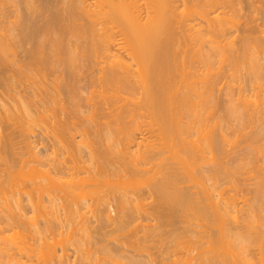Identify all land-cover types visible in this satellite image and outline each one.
<instances>
[{"label":"bare ground","instance_id":"6f19581e","mask_svg":"<svg viewBox=\"0 0 264 264\" xmlns=\"http://www.w3.org/2000/svg\"><path fill=\"white\" fill-rule=\"evenodd\" d=\"M62 2L59 8L56 0L25 1L26 16L21 11L12 22L0 13V264H69L68 247L57 255L47 240L64 230L96 247L81 254L86 261L95 259V250L109 259L121 254L130 264H156L146 245L157 236L153 219L160 237L177 244L160 251V264H264V0ZM228 73L223 104L216 92ZM208 110L221 117H212L211 127L204 122L207 128ZM106 117L111 124L104 125ZM35 131L46 135L35 142L44 153L34 150ZM137 132L144 134L139 142ZM234 138H246L248 146L228 163L221 157ZM136 143L141 149L131 151ZM201 164L209 168L213 192L199 193L208 188L200 186L203 179H196L198 189L191 183ZM249 164L258 168L252 177ZM246 166L251 173L242 172ZM122 173L124 195L118 190ZM143 175L150 176L140 178L144 183ZM244 176L255 188L252 204L243 208L251 217L241 223L234 217L240 199L222 187L240 185ZM137 179L146 185L143 194ZM109 200L116 204L114 219ZM25 203L38 221L28 220ZM143 216L150 225H134ZM131 225L144 232L135 252L123 250L124 242L113 247L116 236L108 243L109 231L127 233ZM10 231L16 238H5ZM193 232L199 238L186 253L196 254L184 260L179 238H196ZM233 233L245 243L237 245Z\"/></svg>","mask_w":264,"mask_h":264},{"label":"rangeland","instance_id":"374dc122","mask_svg":"<svg viewBox=\"0 0 264 264\" xmlns=\"http://www.w3.org/2000/svg\"><path fill=\"white\" fill-rule=\"evenodd\" d=\"M25 1L28 2V0H0V13H5L6 15H8V17H9L8 19H9V20L11 19L10 21L12 22V21H14L16 15L20 14L19 12H21V11H25V10H26V9L24 10V8H25L24 6H25V5H28V4L25 3ZM29 1H31V0H29ZM53 1H55V0H53ZM56 1H57L58 4H59L58 7H59V8H62V6L64 5V4L62 5V3H63L62 0H56ZM60 1L62 2L61 4H60ZM87 1H89V2L91 3V2H93L94 0H87ZM40 4L43 5V3H41V2H40ZM38 5H39V4H38ZM42 5H41V6H42ZM259 5H260V4H259ZM262 5H264V4L262 3ZM4 10H5L7 13H6V12H3ZM245 12H246V11H245ZM245 12H244V14H245ZM247 12H248L249 15H247ZM247 12H246V15L249 17L251 13H250L249 11H247ZM23 13H24V14H22V15L26 16L25 14L27 13V11H25V12H23ZM45 14H46V16H47V13H45ZM50 14H51V12L48 13V15H50ZM22 15H21V16H22ZM246 15H244V16H246ZM44 16H45V15H44ZM247 16H246V17H243V18L245 19V18H247ZM251 16H254V15L252 14ZM10 17H11V18H10ZM250 18H251V17H250ZM42 19H43V18H42ZM247 19H248V18H247ZM247 21H249V20H247ZM251 21H252V20H250V22H251ZM263 21H264V20H262V21L260 20V21H259L260 23L258 22V23L260 24V27H261ZM40 24H41V23H40ZM256 24H257V23H256ZM259 24H258V25H259ZM263 24H264V23H263ZM260 27H259V28H260ZM262 27H264V25H262ZM237 31H238V30H237ZM237 31H236V32H237ZM236 32H235V33H236ZM235 33H234V34H235ZM239 33H240V35H241V34H242V31H241V32L239 31ZM236 35H237V33H236ZM240 35H239V36H240ZM242 35H243V34H242ZM242 35H241V36H242ZM237 37H238V35H237ZM263 37H264V36H263ZM240 38H241V37H240ZM240 38L238 37V38H237V41H238V39L240 40ZM238 43H239V41H238ZM28 47H29V46H28ZM226 74H227V73H226ZM243 74H245V72H244ZM226 76L229 78V73H228V75H226ZM227 77H224V80H221V82H223V83H221V84H223V86L221 85V90H222V91H218V93L216 92V94H218V97H217V98L219 99V95H220V98H221L220 102L223 101V102H222L223 104L225 103L226 98H227V97L225 96L223 90H225V87H227V85L229 84V82H231L230 78L228 79ZM226 81H227L228 83H227ZM224 84H225V85H224ZM238 84H239V83H238ZM223 87H224V88H223ZM227 90H228V88H227ZM227 92H228V91H227ZM230 92L232 93V91H230ZM235 92H236V90H235ZM235 92H234V93H235ZM219 93L224 94V97H225V98L222 97L223 95H221V94H219ZM225 93H226V91H225ZM236 94L238 95L237 92L235 93V95H236ZM245 94H246V95H247V94L250 95L249 91H246ZM237 95H236V98H237ZM86 96H88V94H87ZM97 97H99V94L96 95V98H97ZM222 103H220V104L222 105ZM199 109H200V108H199ZM214 109H215V108H214ZM201 110H202V107H201ZM217 110H218V109H217ZM217 110H216V111H217ZM216 111H214L213 114H215ZM217 112H218V113H217L218 115L215 114V116H214V115H213V116H209V110H208V112H207L208 114L206 113V114H207V119H206V121L204 120L202 123H204V122H205V123H208V124H210V125H209L210 127H211V126H214L215 123H213V119H211V118L213 117V118H214V122H215V121H216V119H215L216 116H217V119H218V117H221V116L219 115V114H221V112H220V111H217ZM210 113H211V111H210ZM206 114H204V115H206ZM86 115H87V114H86ZM86 115H85V116H86ZM87 116H90V114H88ZM108 116H109V115H107V117H108ZM107 117L105 118L106 121H104V122H105L104 125H106V124L108 123V121H109L110 124L112 123V122H110L111 120H113L112 117H109V118H107ZM205 117H206V116H205ZM208 117H209V119H208ZM202 118H203V117H202ZM210 119H211V120H210ZM103 120H104V119H103ZM140 120H141V119H140ZM207 120H208V122H207ZM141 121H142V120H141ZM145 121L147 122V121H149V120L146 119V118L143 119V122H144V125H143V126H145V125L147 126V123L145 124ZM106 122H107V123H106ZM205 123L203 124V127H206V126H207V128H208V124L206 125ZM146 126H145V127H146ZM145 127H144V128H145ZM141 129H142V127H141ZM146 129H147V127H146ZM146 129H143V131L146 130ZM143 131H142V132H143ZM35 132H36V133H34V136H33L32 139H31V141H33V143H35L36 141H41L40 139H42V137L45 138V136H46V135H45V136L42 135L43 133L40 132V131H35ZM138 132H139V131H138ZM138 132H137L138 135L136 136V137H137V140H136V141L139 142V141L141 140V139H139V138H142V137L144 136L145 132H143L144 134H143L142 132H140V134H139ZM148 132H149V131H148ZM142 134H143V135H142ZM147 134H148V136H151V135H149V133L146 132V137H147V139L150 140V139H153V138H154L153 136H152V138L148 137ZM152 135H153V134H152ZM140 136H142V137H140ZM249 136H250V135H249ZM249 136H248V137H249ZM251 136H252V135H251ZM154 139H156V137H155ZM243 139H244V138H243ZM243 139H241V138H240V139L234 138L233 145H232L233 147H232V146H229V147H228V149H229V153H228V154L225 153L226 156H230L231 154L236 155V153L238 152V149H239V151H241V152H242L243 150L245 151L246 145L248 146V144L245 142V141H246V138L244 139V141H243ZM202 140H203V139H202ZM202 140H201V141H198V143H197V144H199V145H200V143L202 144V145H200V147L203 146V141H202ZM151 141H155V140H151ZM242 141H243V142H242ZM234 142H235V143H234ZM37 143H38V142H37ZM146 143H147V142H146ZM236 143H237V144H236ZM245 143H246V144H245ZM39 144H40V143H39ZM204 144H205V141H204ZM231 144H232V143H231ZM33 145H34L33 147H34V150L36 151V153H38V154L44 153L45 146H43V147H42V145H39V146H38V144H36V143L33 144ZM234 145H236V146L238 145V146L236 147V146H234ZM37 146H38V147H37ZM135 146H136V147L138 146L137 143L131 148V151H135V152H137L138 149H141V148H140L141 146H140V147H137V148H136ZM134 147H135V148H134ZM143 147H145V146L143 145ZM143 147H142V148H143ZM238 147H239V148H238ZM35 148H36V149H35ZM202 149H203V147H202ZM204 149H205L206 151H209V150H207V146H204ZM228 149H227V150H228ZM230 149H232V151H231ZM35 151H34V152H35ZM206 151H205V152H206ZM233 151H235V152L233 153ZM231 152H232V153H231ZM208 153H209V152L206 153V156H208V155L210 154V153H209V154H208ZM230 153H231V154H230ZM207 154H208V155H207ZM225 154H224V156H222V157H221L220 155H218V157L220 156L221 158H226L228 163H229V162L232 163L231 160H233V159H237V158H238L237 155L234 156V157H236V158H233V155H231V156H230L231 158L228 157L229 160H230V161H229L228 158L225 157ZM222 155H223V154H222ZM208 157H210V155H209ZM220 157H219V158H220ZM239 157H240V156H239ZM226 159H225V160H226ZM225 160H224V161H225ZM233 161H234V160H233ZM227 162H225V163L227 164ZM231 163H230V164H231ZM260 163H261V162H260ZM201 165H202V166H201ZM201 165H200L201 167H199L200 169H198L199 172H198V173L196 172L197 177H195V178L192 177V180L195 181V180L198 178V180L201 179V181H203V180H204V181H203V182L200 181V182L202 183L201 185L199 184L198 180H196V182H198L197 184L194 183L193 181H192L191 183H192L193 185H195V188H196V189H198L200 186L202 187L203 184H204V182H205L206 187L208 186V188L203 189V188H205V186H204L203 188L198 189V190H201V191H199V193L201 192L200 194H202L205 190H207L208 192H209V191H210V192H213V191H214V188H213V187H214V182H212V181L210 180L211 178H210L209 173H208V172H209V170H208L209 168L207 167V165H206V166H203V164H201ZM248 166H250V167L252 166L251 169H253V170L255 169V168H253V166H255V164H251V165L249 164ZM204 167H207V168H204ZM250 167H247V166H246V168H245L244 170H242V172H243V173L246 172V169H247V168L249 169ZM201 168H202V169H201ZM248 169H247V173H249V171H250V173H251L252 170L250 169V170L248 171ZM207 170H208V171H207ZM256 171H258V168H256ZM256 171H255V170H254V172L252 171L251 174H253V175H251V177L254 176V173H256V174L258 173V172H256ZM194 173H195V172H194ZM200 173H201V174H200ZM243 173H242V174H243ZM247 173H245V176L249 175L248 177L250 178V174H247ZM210 174H211V173H210ZM246 174H247V175H246ZM122 175H125V174H123V173L121 174V176H120L121 179H123V178H122V177H123ZM149 175H152V174H149ZM149 175H147V176H145V177H144V175H143V176H141V177H138V179H139V181H142V180H140V178L143 177L142 179L145 181V180H146L145 178H148ZM243 175H244V174H243ZM207 176H208L209 178H208ZM245 176H244V177H245ZM124 177H125V176H124ZM149 177H150V176H149ZM204 177H205L206 179H205ZM244 177L241 178V181H240L241 183H240V185H237L236 183H227L225 186L223 185V187H222L223 189H226L227 193H228L230 196L232 195V196H235V197H233V198L236 199V197H238V198L240 199V201L237 203L238 205H236V208L238 209V212H237V209H236V208H235L236 212L234 211V217H237V218L239 217V218H240L239 221H241V220L243 221V220H246L247 217H249V218L251 217V216L248 215V214H250V215L252 214L251 210L249 209L250 212H249L248 210H247V211H245V210H246L247 208H249V206L252 204V201H253V198H254V194H253L254 192H252L251 190L254 191V188H255V187H254V185H253V186L250 185V183H254V181H252V182L245 181L247 177H245V178H244ZM199 178H200V179H199ZM109 179H110V180H108V179H106V180H108L109 182H110L111 180H112V181L114 180L113 178H112V179L109 178ZM115 179H117V178H115ZM138 179L136 180V181H137L136 183L139 182ZM202 179H203V180H202ZM208 179H209L210 181H209ZM126 180H127L126 178H124L123 180H120V178H118V181H120V182H119V186H122V187H119V188H118L119 192L121 193L120 195H122L123 192H125V190H127V188H128V187H127V186H128V185H127V184H128V181H127V183H126ZM142 182H143V181H142ZM136 183H135V184H136ZM139 183H140V182H139ZM143 183H144V182H143ZM189 183H190V182H189ZM189 183H186L187 186L189 185ZM191 183H190V185H189V188H190L189 190L192 191V192H194L196 189L191 190V189L194 188V186H193V188H192ZM120 184H121V185H120ZM140 184H142V183H140ZM198 184H199L200 186L197 188L196 185H198ZM229 184H230V185H229ZM248 184H249L250 186H249ZM138 185H139V184H136V185H135V188H137ZM190 186H191V187H190ZM124 187H125L126 189H125ZM145 187H146V185H143V184H142L141 186L138 187V189L143 188V189H141L142 194H143V192L145 193V192L147 191V188H145ZM211 187H212V188H211ZM144 188H145V189H144ZM123 189H124V190H123ZM209 189H210V190H209ZM211 189H212V190H211ZM234 189H235V190H234ZM248 189H249V190H248ZM122 191H123V192H122ZM141 192H140V194H141ZM251 192H252V193H251ZM194 193L196 194V193H197V190H196ZM142 194H141V196H142ZM197 194H198V193H197ZM200 194H199V195H200ZM123 195H124V194H123ZM199 195H198V196H199ZM145 196H147V195H145ZM145 196H142V198H144ZM199 197L201 198V197H204V196H199ZM146 198H148L147 200L150 202L151 199L149 200V197H148V196L145 197V199H146ZM248 199L250 200V202H249ZM251 199H252V200H251ZM147 200H144V201H146V202L142 201V203H143V204H144V203H146V204L149 203ZM236 200H237V199H236ZM243 200H244V201H245V200L248 201V202L245 201V205H246L247 207L244 206V203H243L244 201H243ZM240 202H241V203H240ZM108 203L110 204V206H109V204H108V207H110V208H108V207H107V208L110 210V209L112 208L113 203H112L110 200L108 201ZM111 203H112V205H111ZM239 203H240V205H239ZM246 203H247V204H246ZM250 203H251V204H250ZM25 204H26V207H27L28 204H27V203H25ZM59 204H61V203L59 202ZM59 204H58V205H59ZM115 205H116V204L113 205V208H114V209L112 208V210H110L111 213L109 214V215L112 214L111 216L113 217V219L117 217V214L114 213V212L116 211V209H117V208L115 207ZM241 205H243V206L241 207ZM248 205H249V206H248ZM115 208H116V209H115ZM147 208H148V207H147ZM241 208H242V209H243V208H246V209H243V211H242ZM239 209H240V210H239ZM26 210H27V213H28V216H27V217L29 218L28 220H31V222H32L34 218H30V217L33 215V212H30L31 210L29 209V206L27 207ZM114 210H115V211H114ZM28 211H29V212H28ZM244 211H245L246 213H245ZM240 212H241V214H240ZM243 212H244V214H242ZM113 213H114V214H113ZM236 213H237V214H236ZM29 215H30V217H29ZM238 215H239V216H238ZM240 215L243 216V217L241 218ZM246 215H248V216H246ZM115 216H116V217H115ZM139 216H140V215H139ZM244 216H245V218H244ZM32 217H33V216H32ZM143 217L145 218V216H143ZM144 218H143V219H144ZM243 218H244V219H243ZM93 219H94V218H93ZM143 219H139L138 222L134 223V225L137 226L138 224H143V225H141V226L146 227L147 225H150V224H151L150 226H153L151 229H152V230L155 229V232H157L156 234H157L158 237L155 235L156 239H155V238H154V239H150V243H147V244H146L147 246L149 245V246H148V249H147V252L149 251V247H150V252H152L153 255H154V256L151 255V257H150V258H151V261H153V259H158L157 261L155 260V262H157L156 264H160V263H159V255H158V254L161 253V252H165V250L167 249V247H168L169 245H170V246H169L170 248H171V247H172V248H175V246H176L177 244L174 243V244H175V245H174V244L172 243V242H173L172 239H169L170 237H168L167 235H164V236H165L164 238H161V237H160L161 235L163 236V234H162V232H161V234H159L160 232H158V231L161 230V229L158 230V228H159V227L157 226V225H159V224H158V223H159L158 220H154V219H153V220H154V221H153V220H150V219H149L150 222H151V223L149 224V223H148L149 220H148L147 218H145L144 221H143ZM36 220H37V219H34V221H36ZM140 220H142V222H141ZM146 220H147V221H146ZM34 221H33V222H34ZM37 221H38V220H37ZM156 221H157L158 223H157ZM242 221H241V223H242ZM28 222H29V221H28ZM31 222H30V223H31ZM39 222H40L39 225H43V221H42V219H39ZM39 222H38V223H39ZM147 223H148V224H147ZM154 223H157V225H155ZM32 224H33V223H32ZM134 225H131V227H132V229H133L132 231H133L134 233H132V231H131V232L129 231V230H131V229H130L131 227H129V228L126 230V232L128 231L129 233H128V232H127V233H125V232H122V233H121V232H120L121 234H119L117 231H115V232H113L114 235H112V231H109V233H108L109 236H108V235H107V236L110 237V238L107 237V240H108V239L111 240V236H116L115 239H117V241H116V240H112L113 242H115L114 245H116V246H113V243H112L111 246H113V247H115V248H118V246L120 245L119 243L124 242V243H125V246H127V247H125L124 245H122L123 247H122V246H121V247L124 248L123 250H126V251H127V249H130V251L128 250L127 252H131V251H132V252H135V244H134V242H137V241H138L139 243L142 244V242H140L141 240L139 239L140 237H138V236H143V235H144V232H141V230H139L140 233H137V231H136V233H135V230H134V227H135V226H134ZM154 225H155V226H154ZM74 226H76V225H74ZM196 227H197V226H193L194 229H195ZM70 228H72V227H70ZM199 228H200V227H199ZM144 229H145V228H143V230H144ZM147 229H148L149 231H151L149 228H147ZM156 229H157V231H156ZM197 229H198V228H197ZM197 229H195V230H197ZM208 229H209V228H208ZM108 230H110V229H108ZM143 230H142V231H143ZM198 230H199V229H198ZM203 230H204V231H207V226H206ZM62 231H63V230H62ZM65 231H66V232H65ZM71 231H72V230H64V233H63L64 235H62V232H61V234H60V232H58V233L55 232V233H53L54 235H53V234L48 235V236H50V237L47 238V240L49 239V245H51L53 242L56 243V244L53 243L52 246L55 245V246H54L55 249L58 250V251H57V255H60V254L62 253L61 250L63 249V247L66 246L65 249L68 247V248H67V249H68L67 251H69V252L67 253V254H68L67 256H69V257H68V261H67V263H69V264H70V263H71V264H81V263H86V264H88V262H89L90 264H102V263H103V264H124V263H125V264H130V263H128V259L126 260L125 256H124V257L121 256V254H119L118 252H117V253L120 255L119 257H117L118 255H117L116 253H115V254H116L117 256H115V255L113 254V256H115L117 259L114 258V257H112L111 259H109L110 257H109V254H108V253L105 252L106 255L108 254V255L106 256V255H104L105 253L103 254V251L101 252V251H99V250H97V251H99L98 254H96L97 252H96L95 250H93V252L91 253L92 256L95 257V259H94L92 256L89 255L91 258H93V259H92V262H90V260H89V261H88V260L86 261V259H84L85 256H86V254H85L86 252H85V251L87 250V252H88V249H87V248L90 246L89 249H91V245L89 244L88 247L86 246L87 243L84 242V240H85L87 237H86L85 235H82V234H81L82 236H80V233H79V235H78L77 232H74V231L71 232ZM15 232H16V231H15ZM67 232H68V233H67ZM70 232H71V233H70ZM73 232H74V235H73ZM9 233H10V234H9ZM75 233H76V234H75ZM110 233H111V234H110ZM142 233H143V235H142ZM11 234H12V235H11ZM14 234H16V233H14L13 231H12V232L10 231V232H8V233L6 232V234H4V235L7 236V237H5V236H4V237H5V238H8L9 240H11L12 238L14 239V237H15ZM59 234H60V235H59ZM71 234H72V236H71ZM122 234H125V235H122ZM129 234H130V235H129ZM132 234H133V235H132ZM10 235H11V236H10ZM27 235H28V233H27ZM75 235H78L79 237L76 238V237H74ZM121 235H122L123 237H122ZM136 235H137V237H135ZM190 235L192 236V234H189V235H187V236L190 237ZM52 236H53L54 239H52ZM65 236H66V237H65ZM125 236H126V237H125ZM166 236L168 237V240H169V241L166 240V239H167ZM193 236L196 237L195 232H193ZM11 237H12V238H11ZM30 237L32 238V240L30 239L31 242L34 243V240H35L36 238L33 239L32 236H30ZM35 237H36V236H35ZM80 237H81V238H80ZM128 237H129V239H131L130 241H129ZM133 237H135V238H133ZM10 238H11V239H10ZM15 238H16V237H15ZM64 238H65V239H64ZM79 238H80V239H79ZM112 238L114 239V237H112ZM121 238H122V239H123V238H124V239H127L126 242L124 241V239H123L122 241L118 242V240H120ZM158 238H159V239L161 238L160 240H163V239H164L163 242L160 241ZM165 238H166V239H165ZM193 238H194V237H192V238L190 237V239H192L191 241H189L190 239H189L188 237H185L184 239H183V237H182V238H179V240H181V242H183V243L185 242L184 245H182V246H180V247H182V248L184 247V248H186V250L182 249V250H184V251H182V250L179 249L178 251H182V252H184V254H185L186 251L190 248V246H192V244L195 243V242L197 241L196 239L199 238V236H197L196 238H194V240H193ZM69 239H70V240H69ZM76 239H77V240H76ZM81 239H82V240H81ZM83 239H84V240H83ZM135 239H136V240H135ZM51 240H52L53 242H52ZM75 240H76V241H75ZM79 240H80V241H79ZM110 240H108V243H109ZM133 240H135V241H133ZM139 240H140V241H139ZM152 240H155V241H152ZM62 241H64V242L62 243ZM70 241H71V242H70ZM72 241H73V243H72ZM77 241L81 242V243H82V246H80L81 243H80V245H79V242H77ZM85 241L88 242L87 239H86ZM132 241H133V242H132ZM151 241H152V242H151ZM158 241H159V244H158ZM171 241H172V242H171ZM188 241H189V242H188ZM192 241H194V242H192ZM127 242H128V243H127ZM155 242H157V245H158L159 247H161L160 249H159V247H158L157 245H155V244H156ZM160 242H161V243H164V242H165L166 245H165V243H164V244L161 246V243H160ZM169 242H170V244H169ZM186 242H187V243H186ZM190 242H191V244H190ZM77 243H78V244H77ZM88 243H89V242H88ZM116 243L119 244V245H117ZM124 243H122V244H124ZM167 243H168V244H167ZM188 243L190 244V246H187V245H189ZM61 244H62V247H61ZM68 244H69V245H68ZM126 244H128L129 246L126 245ZM130 244H131V245H130ZM133 244H134V245H133ZM64 245H65V246H64ZM78 245H79V246H78ZM154 245H155V248L153 247L154 250H152V246H154ZM52 246H51V247H52ZM75 246H76L77 248H76ZM130 246H131V247H130ZM156 246H157L158 248H157ZM84 247H85V248H84ZM128 247H129V248H128ZM133 247H134V248H133ZM162 247H163V248H162ZM169 247H168V249H169ZM188 247H189V248H188ZM205 247H207V246H205ZM61 248H62V249H61ZM94 248L96 249V247H94ZM94 248H92V249H94ZM192 248H193V246H192ZM77 249H78V250H77ZM79 249H80V251H82V252H80ZM83 249H84V250H83ZM92 249H91V250H92ZM97 249H98V247H97ZM131 249H132V250H131ZM157 249H158V250H157ZM59 250H60V251H59ZM133 250H134V251H133ZM171 250H173V249H171ZM204 250H205V249H204ZM215 250H216V249H215ZM76 251H77L78 253H76ZM94 251H95V252H94ZM157 251H158V253H157ZM160 251H161V252H160ZM212 251H214V250H212ZM253 251H254V250H253ZM79 252H80V255H78ZM83 252H85V253H83ZM154 252H155V253H154ZM193 252H195V253H193ZM93 253H94L95 256L93 255ZM99 253H100V254H99ZM148 253H149V252H148ZM152 253H150V254H152ZM179 253H180V252H179ZM204 253H205V252H204ZM81 254H83V255L85 254V256H83V255L81 256ZM191 254H192V255L194 254V256H195V254H196V250H195V251L192 250L191 253H190L189 255H187V253H186V254H185V257L183 256V259L185 260L186 256H189V257H190ZM211 254H212V253H210V255H211ZM96 255H97V256H96ZM103 255H104V256H103ZM145 255H146V254H145ZM155 255H156V256H155ZM180 255H181V254H180ZM182 255H183V254H182ZM182 255H181V256H182ZM205 255H207V257L210 256L208 253H206ZM76 256H77V257H76ZM78 256H80V257H78ZM89 256L87 255V258H88ZM99 256H100V257H99ZM157 256H158V258H157ZM81 257H82V258H81ZM107 257H109V258H107ZM152 257H153V258H152ZM202 257H203V256H202ZM205 257H206V256H204L203 258H205ZM91 258H90V259H91ZM113 258L116 259V260H114ZM118 258H119V259H118ZM123 258H124L126 261H125V260L123 261ZM105 259H106V261L109 260L110 262L108 261V263H107V262L105 261ZM107 259H108V260H107ZM73 260H74V261H73ZM75 260H76V261H75ZM79 260H80V261H79ZM81 260H82V262H81ZM93 260H95V261L93 262ZM98 260H99V262H98ZM111 260H112V261H111ZM113 260H114V261H113ZM84 261H86V262H84ZM100 261H101L102 263H101ZM103 261H105V262H103ZM115 262H116V263H115ZM154 264H155V263H154Z\"/></svg>","mask_w":264,"mask_h":264},{"label":"clouds","instance_id":"9594fccd","mask_svg":"<svg viewBox=\"0 0 264 264\" xmlns=\"http://www.w3.org/2000/svg\"><path fill=\"white\" fill-rule=\"evenodd\" d=\"M231 236L237 245H241V244L245 243L244 238L239 233H233V234H231Z\"/></svg>","mask_w":264,"mask_h":264}]
</instances>
